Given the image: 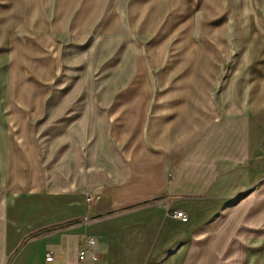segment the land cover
Segmentation results:
<instances>
[{
  "label": "crops",
  "instance_id": "crops-1",
  "mask_svg": "<svg viewBox=\"0 0 264 264\" xmlns=\"http://www.w3.org/2000/svg\"><path fill=\"white\" fill-rule=\"evenodd\" d=\"M45 1L0 30V264H76L86 236L105 264H264V0H151L154 40Z\"/></svg>",
  "mask_w": 264,
  "mask_h": 264
},
{
  "label": "rangeland",
  "instance_id": "rangeland-1",
  "mask_svg": "<svg viewBox=\"0 0 264 264\" xmlns=\"http://www.w3.org/2000/svg\"><path fill=\"white\" fill-rule=\"evenodd\" d=\"M192 1V0H188ZM41 0H0V30L5 26L6 23H10L11 21L13 22L12 28H16L17 23H26L25 21L31 16V18L35 17H40L43 19L44 15L39 7ZM45 15L47 17L52 16V11H53V4L52 0H46L45 1ZM151 0H104V14L100 16V19H105L109 18L111 13L110 11L119 14L120 16V23L118 26L115 28V31H120L124 33L127 37H132L135 40H138L140 38H149L151 40L154 39H162L165 37H168V30L165 29V27H160V29L150 31L149 29L151 26L155 23V17L154 19H151L150 15V9L148 8V5ZM134 3H139L140 5L137 7L139 11L136 13V18L138 25L136 28L133 27V20L132 17L129 15V7H132ZM113 5V9H112ZM169 6V0H156V12L158 16L160 14H163L165 11V8ZM137 9V10H138ZM187 9L185 5L183 4L182 7H179L176 11L173 13L178 14V18H180V15L184 12H186ZM199 9H194V26L190 31V34L188 35L189 39L190 37L195 40L199 41L202 36L200 35V31L197 29V23L198 20L200 19V15L198 13ZM11 14V15H10ZM156 14V15H157ZM176 18V16H173ZM151 20V21H150ZM39 19L36 18L34 20L33 25L29 27V31L31 32H38L39 31V25H38ZM51 22V21H48ZM239 24V22H237ZM64 32V31H63ZM145 33V34H144ZM235 32L229 31L224 34V37L228 39L234 40L236 38L240 42H243L245 38L244 32L237 31L236 34ZM62 39H66L65 35L61 36ZM209 49V48H208ZM229 49V55L230 56H235L238 54H241L244 52V47L243 46H231ZM4 52V45L3 43L0 44V54ZM189 53L191 55L195 54H200L205 53V51H200L196 50V47L190 46L189 48ZM226 70L228 68H225ZM65 257V256H64ZM66 258V257H65Z\"/></svg>",
  "mask_w": 264,
  "mask_h": 264
},
{
  "label": "built area",
  "instance_id": "built-area-1",
  "mask_svg": "<svg viewBox=\"0 0 264 264\" xmlns=\"http://www.w3.org/2000/svg\"><path fill=\"white\" fill-rule=\"evenodd\" d=\"M98 198L92 193L88 192L86 194L87 205L90 206L93 198ZM173 216L179 218L182 221L187 219V215L183 210H174ZM93 238L86 236L84 238V245L77 254V263L76 264H105L98 254L94 251H91V245L93 244ZM44 261L46 264H55V256L52 251H47L44 255Z\"/></svg>",
  "mask_w": 264,
  "mask_h": 264
}]
</instances>
